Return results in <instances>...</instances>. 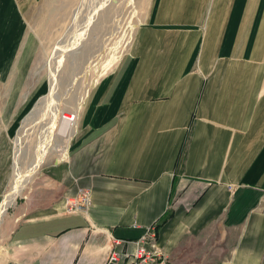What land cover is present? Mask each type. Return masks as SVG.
I'll list each match as a JSON object with an SVG mask.
<instances>
[{
    "label": "crops",
    "instance_id": "crops-1",
    "mask_svg": "<svg viewBox=\"0 0 264 264\" xmlns=\"http://www.w3.org/2000/svg\"><path fill=\"white\" fill-rule=\"evenodd\" d=\"M41 1L0 0V207L45 83ZM91 83L64 156L3 218L0 264H105L150 228L171 264H264V0H151ZM82 189L90 205L69 213Z\"/></svg>",
    "mask_w": 264,
    "mask_h": 264
},
{
    "label": "rangeland",
    "instance_id": "rangeland-1",
    "mask_svg": "<svg viewBox=\"0 0 264 264\" xmlns=\"http://www.w3.org/2000/svg\"><path fill=\"white\" fill-rule=\"evenodd\" d=\"M150 1L44 0L30 13L28 17L30 28L39 37L35 72L39 78L44 77L45 83L42 90L37 93L34 110L22 121L21 126H23L14 142L15 148L17 140L22 142L23 152L20 158L22 172L28 170L29 154L38 150L43 129L50 123V114L40 103L50 94L51 72L48 63L54 61V63L52 61V72L58 84L60 107L63 113L61 119L68 117L72 120L74 116L77 119L76 114L81 108L79 103L83 97L85 99L93 79L99 81L108 76L129 51L136 29L143 22ZM79 8H82L81 16L74 21V15ZM91 11H97L94 18L91 17ZM59 42L64 43L63 53L53 58L55 46ZM107 65L108 69L104 71ZM103 72L104 75L100 77ZM92 89L89 90L88 96ZM28 118L34 119L35 122L27 123ZM67 140H70V136L63 138L61 134L53 139L63 145ZM63 156L60 153L48 155L45 164L40 171L38 170L39 173L44 166L58 162ZM39 173L32 178L29 185H26L27 187L17 197L15 205L6 213L7 223L14 219L29 189L40 181ZM13 179L14 169L10 185ZM3 239L0 235V257L3 255Z\"/></svg>",
    "mask_w": 264,
    "mask_h": 264
},
{
    "label": "bare ground",
    "instance_id": "bare-ground-1",
    "mask_svg": "<svg viewBox=\"0 0 264 264\" xmlns=\"http://www.w3.org/2000/svg\"><path fill=\"white\" fill-rule=\"evenodd\" d=\"M81 13H82V8H79V10L74 15V21H77L79 19ZM96 14L97 11L92 12L91 17L94 18ZM60 43L61 42L57 43L55 46L53 52V58L63 53L64 43L62 42L63 45L62 43L61 44ZM52 61L48 63L49 71L51 72L50 94L48 97L44 98L40 102L44 106V110H46L50 114V123L46 128L43 129V132L41 134V143L39 144L38 150L37 151L34 150L32 153L29 154L30 164L28 170L25 172H22L20 165V158L23 152V149L21 148L22 142L21 140H17L16 142L14 166H13L14 181L10 185L7 194L5 195V198L0 207V225L3 221V218L6 216L8 210L15 205L17 197L23 192V189L31 181L32 177L46 162L47 156L52 153L63 154L66 151L67 144L63 145V143L55 142L53 141V139L57 137L59 134H61L63 138L70 136L71 139L74 132V128H72V126H74L73 124H75V116L72 120L68 117H64L63 120L61 119L63 113L60 107L61 105L59 101L58 84L57 81L55 80L54 72H52L53 70ZM33 120H30L28 118L26 119V122L32 124L33 122H35ZM60 122L63 125H61Z\"/></svg>",
    "mask_w": 264,
    "mask_h": 264
},
{
    "label": "built area",
    "instance_id": "built-area-1",
    "mask_svg": "<svg viewBox=\"0 0 264 264\" xmlns=\"http://www.w3.org/2000/svg\"><path fill=\"white\" fill-rule=\"evenodd\" d=\"M90 197V191L80 190L78 198L69 201L68 212L77 213L86 210L90 205ZM153 230L150 228L145 236L135 242L137 247L133 255L112 251L105 264H171L167 255L157 246V238ZM142 243H148L149 248Z\"/></svg>",
    "mask_w": 264,
    "mask_h": 264
}]
</instances>
